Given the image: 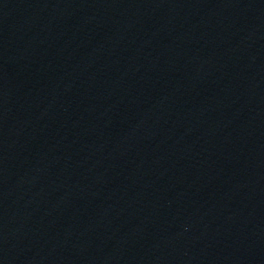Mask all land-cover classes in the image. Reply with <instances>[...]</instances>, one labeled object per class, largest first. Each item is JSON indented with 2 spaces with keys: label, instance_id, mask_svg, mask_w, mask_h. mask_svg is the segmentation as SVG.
<instances>
[{
  "label": "water",
  "instance_id": "water-1",
  "mask_svg": "<svg viewBox=\"0 0 264 264\" xmlns=\"http://www.w3.org/2000/svg\"><path fill=\"white\" fill-rule=\"evenodd\" d=\"M0 264H264V0H0Z\"/></svg>",
  "mask_w": 264,
  "mask_h": 264
}]
</instances>
